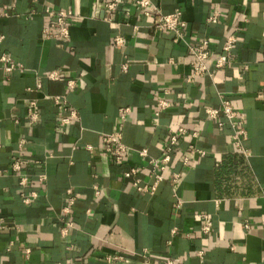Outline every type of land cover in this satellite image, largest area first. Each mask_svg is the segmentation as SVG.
Returning a JSON list of instances; mask_svg holds the SVG:
<instances>
[{"label": "crops", "instance_id": "1", "mask_svg": "<svg viewBox=\"0 0 264 264\" xmlns=\"http://www.w3.org/2000/svg\"><path fill=\"white\" fill-rule=\"evenodd\" d=\"M106 1L0 0V57L17 64L6 71L0 60V264H110L113 254L119 264H264V0H152L182 11L179 40L136 0H116V11ZM47 5L73 11L69 37L44 34ZM232 32L228 62L190 78L189 45L207 38L215 57ZM223 97L244 119L245 152L225 114L207 116ZM160 100L168 105L157 114ZM178 127L186 132L153 188L149 160ZM115 131L128 147L119 162L103 139ZM193 144L205 155H191Z\"/></svg>", "mask_w": 264, "mask_h": 264}, {"label": "built area", "instance_id": "2", "mask_svg": "<svg viewBox=\"0 0 264 264\" xmlns=\"http://www.w3.org/2000/svg\"><path fill=\"white\" fill-rule=\"evenodd\" d=\"M138 5L142 8L145 15L148 16H154V25L159 29H168L172 30L175 35V40H179L182 38V30L186 26V20L182 16V11L180 9H177L176 11L164 13L161 11L160 6L153 2L152 0H136ZM105 6L107 9L111 11H116L119 7V2L116 0H108L105 3ZM46 12L51 17L50 23L44 26L43 32L46 36H58V37H69L70 36V24L69 19L72 16L73 11L71 9H54L50 5H47L45 7ZM3 14V13H0ZM108 19H111L109 16ZM218 19L217 13H212L208 20L212 22H216ZM56 28V29H55ZM4 35H0V41L3 39ZM113 40L117 44H123L126 41V38L122 34H116L113 37ZM238 40V35L236 32H232L229 35L226 36L222 50L221 52L213 57L211 54V50L209 47V40L207 38L203 39L198 45H189V50L193 54V60L192 63L194 65L193 67V73L191 74L190 78L193 76H200L206 73H211L212 67L220 68L223 67L229 60V54L231 50L233 49L234 45L236 44ZM0 60L3 62L4 68L6 71H12L17 67V64L10 58L7 54H2L0 57ZM124 69H127V64L123 65ZM49 76L52 78H59L60 73L58 69L51 70L49 73ZM70 82H73L71 80ZM56 101L58 103L62 102V98L60 95H57ZM168 105V102L166 100H160L159 107L156 111L158 114L161 108H164ZM31 106H36V101H31ZM130 110L129 106H125L121 108V117H125L126 113ZM207 116L210 118H215L218 116V114L223 113L225 114L231 123L234 125L235 130L233 133V139L235 141V145L237 148L243 152H245V149L242 147V139L245 137L246 131L243 126L244 119L241 115L238 114V111L233 107L232 102L228 99L223 97L222 98V104L220 107H214L210 106L206 108ZM72 115L76 116V112L72 111ZM38 118V111L37 109L33 108V111L31 112V119L36 120ZM70 121L69 117H64L63 122ZM222 122H220L221 124ZM186 132L185 127H178L177 130L171 131L170 137L166 143V146L164 148L163 155L160 158L151 157L150 163L153 166V169L155 170V177L156 181L153 185V188L156 187V184L164 178V175L162 174L161 170H164L166 168V165L168 161L171 159L172 152L175 148V145L178 142L179 136L184 134ZM198 132L194 131L193 135L197 136ZM103 139L105 143H107V150L113 155L116 161H121L123 159L124 154L128 151L127 145H125L121 140V134L118 131L111 132V133H105L103 135ZM25 140L22 139L20 141V144H24ZM90 146V145H89ZM191 155H194L197 153L199 156L205 155L206 151L203 148H198L194 144L191 145ZM141 153L143 155L147 154L146 149H142ZM190 155L185 156V163L189 162ZM21 168L20 161H16L14 164V169L19 170ZM137 173V169L135 167H132L125 171L126 176H130ZM179 176V173L175 174V177ZM46 174L41 173L39 176V179H45ZM29 179L27 175H23L20 178L21 184L25 185L28 183ZM136 184L139 189H145L146 187L144 185H140L139 180H136ZM100 189L96 187V193H99ZM68 201L67 204L64 207L65 212H70L71 206L75 201V196L73 195L72 188L68 189ZM37 195L36 191H32L30 194L23 193V199L25 201H29L32 197H35ZM180 206L181 204L178 203ZM205 224L203 226L205 231H208L210 229L209 224V217H205ZM74 225L73 220L67 219L66 225L62 228L63 234H66L68 232V229ZM174 232L176 229L173 230ZM122 257L118 254L113 255H107V260L110 264H119L118 260ZM173 259L171 257H168L165 259L164 264H172ZM73 264V263H68Z\"/></svg>", "mask_w": 264, "mask_h": 264}]
</instances>
